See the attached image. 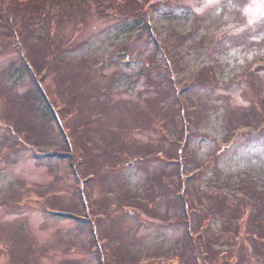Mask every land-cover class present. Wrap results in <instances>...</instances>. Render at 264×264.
I'll return each instance as SVG.
<instances>
[{
  "label": "rangeland",
  "instance_id": "374dc122",
  "mask_svg": "<svg viewBox=\"0 0 264 264\" xmlns=\"http://www.w3.org/2000/svg\"><path fill=\"white\" fill-rule=\"evenodd\" d=\"M85 2L42 40L32 6H0V264H179L188 232H222L196 222L198 187H222L245 239L258 212L232 192L264 198V0Z\"/></svg>",
  "mask_w": 264,
  "mask_h": 264
},
{
  "label": "trees",
  "instance_id": "16d2710c",
  "mask_svg": "<svg viewBox=\"0 0 264 264\" xmlns=\"http://www.w3.org/2000/svg\"><path fill=\"white\" fill-rule=\"evenodd\" d=\"M9 0H0V6L4 5L5 2H8ZM16 3H14L17 6H27L29 5L30 7L32 6L34 8V11L32 12L31 16V22L27 25V29L31 36V38H34L33 36L36 35L37 31L39 29H42L45 25L48 24L47 32L43 36H39L38 39H48L50 37V28H51V22L56 20L59 14L63 15V13L60 11L59 8L63 6H69L74 10L73 12H82L83 7H85L86 2L85 0H13ZM96 3V6H101V8L108 9V5L110 4L111 0H93ZM124 1V0H120ZM131 1L132 3L131 6L126 7V10H132L131 13L135 17H141L139 14V9H140V3L141 0H128ZM113 5V3H111ZM5 11V10H4ZM0 9V13H1ZM2 14V13H1ZM49 21H46V20ZM42 20V21H41ZM53 20V21H50ZM8 19L5 20L7 22ZM136 23L138 24L139 28H142V22H140L139 19L136 20ZM7 24V23H5ZM149 28V25H145ZM31 27V29L29 28ZM53 27V25H52ZM147 28V30H148ZM9 29L11 31L12 37L14 40L18 39V37H21V32L18 33L17 29L15 26L11 23L9 25ZM24 36V34H23ZM25 38V37H24ZM39 97L42 101L44 100V97H41L43 94L40 92ZM50 105H46V108L49 109ZM68 160V159H67ZM72 163V160H70ZM181 179V178H180ZM179 179L178 183L176 184L178 188L176 189H182L184 188L183 191L185 192H190L188 187L182 185L185 183H180L181 180ZM187 183V182H186ZM189 184V183H188ZM184 186V187H183ZM230 188V185H226V188ZM216 187H213V190L209 189L211 192L208 190H203L201 188H196L195 196L198 199V202L202 204V200H207V206L205 207V210L201 212L200 214L195 215L196 217V222H199L201 227L206 232V229H209V224L204 226L203 223L205 220H207L210 216H216L220 215L222 220V232L220 234L211 232L208 240L204 239L203 233L200 232L198 233L197 237H193L189 232L187 233V240L184 244L183 247H181L180 253L178 252V256L175 255L176 257H179V264H199V257H201L202 264H264V198H260L258 195H255L253 191H258V187L255 186V184L250 187H246L245 185L241 184L238 185L236 188L233 189L232 195H234V191L239 190V194L237 193V196L239 197L238 199L242 203V205H251L255 211L258 213L253 216V220L255 221L254 227H250L248 224V232L244 233L246 234L243 238H238L239 237V232H240V222L243 218V214L240 213L239 210H235V213L233 215H225L227 205L225 204L227 201H224L221 203V200H217L216 198V193L218 190H221L223 192L222 187L218 186L217 190H214ZM177 191V190H176ZM242 192V194H241ZM179 193V192H178ZM183 192L181 191V194ZM159 194V193H158ZM189 195V193H187ZM127 196V195H126ZM157 197H161V195H158ZM235 197V196H234ZM228 197H226L227 199ZM182 201L180 202L182 205V211L184 210V205H188V203L185 201L184 197L179 198ZM238 207V206H237ZM198 210H196L195 213H197ZM187 218H185L183 221L185 222ZM212 221V218H211ZM181 223V222H180ZM260 225V226H259ZM233 226V229L232 227ZM209 231V230H208ZM258 231V232H256ZM233 234V237H231L229 234ZM225 234L224 237H226L224 240H222L221 236ZM203 237V238H202ZM238 238V239H237ZM239 240L234 242L235 240ZM238 246H235L237 244ZM248 252L249 254H252L253 257L249 256V260L247 259L244 260V258L239 259L238 254L241 252ZM182 252V253H181ZM159 256L155 257H146L148 264H153L150 262H154L157 260L156 263L154 264H160L163 260H160L161 258L158 259ZM174 259V257L167 259L168 262H171ZM143 259L138 258L136 260H133L134 262H129V263H124V264H141ZM153 260V261H152ZM233 260V261H232ZM102 264V263H100Z\"/></svg>",
  "mask_w": 264,
  "mask_h": 264
}]
</instances>
